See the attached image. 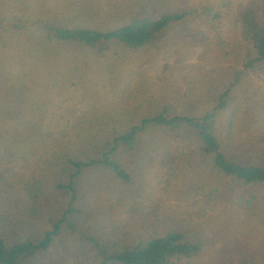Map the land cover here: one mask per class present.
I'll return each instance as SVG.
<instances>
[{
    "label": "rangeland",
    "instance_id": "374dc122",
    "mask_svg": "<svg viewBox=\"0 0 264 264\" xmlns=\"http://www.w3.org/2000/svg\"><path fill=\"white\" fill-rule=\"evenodd\" d=\"M162 1L179 8L218 2ZM124 2L0 0L1 17L26 22L16 33L0 38V175H12L14 186L47 170L51 153L40 140L57 127H69L85 116L98 123L101 117L114 115L132 124L162 106L200 115L233 80L242 49L225 22L202 24L194 31L177 27L164 52L125 50L121 60H99L84 46L56 43L45 36L51 17L75 24L84 9L110 4L116 11ZM161 58L171 63V70L159 71L156 60ZM230 96L222 116L223 149L231 157L264 162V72L243 76ZM21 109L29 111L26 121L33 124L42 115L44 126L36 130L34 125L21 126L16 142L5 134L14 124L12 114L17 116ZM135 169V186L128 190L105 173L78 181L77 227L82 234L105 244L181 227L205 242L204 255L196 264H264V201L239 202L241 192L223 188L205 164L190 158L174 161L166 149L142 158Z\"/></svg>",
    "mask_w": 264,
    "mask_h": 264
},
{
    "label": "trees",
    "instance_id": "16d2710c",
    "mask_svg": "<svg viewBox=\"0 0 264 264\" xmlns=\"http://www.w3.org/2000/svg\"><path fill=\"white\" fill-rule=\"evenodd\" d=\"M124 3L116 11L111 10L110 4L102 9H84L75 24L65 17H51L44 26L45 36L56 43L84 46L99 60H121L125 50L150 48L164 52L173 42L171 33L177 27H193L190 30L194 31L202 24L225 22L229 35L238 39L242 49L233 80L200 115L162 106L132 124L114 115L101 117L98 123L85 116L69 127H57L41 139V147L51 153L44 166L47 170L32 179H23L18 187L11 184L12 175H0V264H83L85 260L89 264L199 262L205 242L189 229L171 228L105 244L78 230V183L105 173L128 190L135 186V164L138 166L142 158L156 151L166 149L174 161L197 159L222 181L223 188L241 192L239 202L264 201V162L229 156L221 137L222 116L231 102L232 87L245 75L264 72V0H218L217 5L181 8L162 0ZM24 26L26 22L18 18L0 16V38ZM162 59L156 60L160 62L159 71L171 70V63L161 62ZM21 110L17 116L12 114L14 124L6 128L5 134L16 142V131L21 126L34 125V130L44 126L40 123L42 115L33 124L32 120L26 121L29 111ZM9 120L5 118V122Z\"/></svg>",
    "mask_w": 264,
    "mask_h": 264
}]
</instances>
